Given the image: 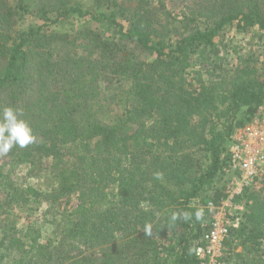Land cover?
<instances>
[{
  "label": "trees",
  "instance_id": "1",
  "mask_svg": "<svg viewBox=\"0 0 264 264\" xmlns=\"http://www.w3.org/2000/svg\"><path fill=\"white\" fill-rule=\"evenodd\" d=\"M93 1L0 0V109L36 136L0 156V264H200L233 134L264 115V0ZM230 31L258 53L221 58ZM235 202L225 264H264V196Z\"/></svg>",
  "mask_w": 264,
  "mask_h": 264
},
{
  "label": "built area",
  "instance_id": "2",
  "mask_svg": "<svg viewBox=\"0 0 264 264\" xmlns=\"http://www.w3.org/2000/svg\"><path fill=\"white\" fill-rule=\"evenodd\" d=\"M229 156L234 173L224 187V195L218 202L209 201L206 205L208 229L195 250L200 264H225L226 242L231 230L239 225L237 212L243 209L235 200L253 187L264 170V115L254 116L235 130Z\"/></svg>",
  "mask_w": 264,
  "mask_h": 264
},
{
  "label": "clouds",
  "instance_id": "3",
  "mask_svg": "<svg viewBox=\"0 0 264 264\" xmlns=\"http://www.w3.org/2000/svg\"><path fill=\"white\" fill-rule=\"evenodd\" d=\"M36 142V136L33 128L27 119L21 117V112L12 106L0 109V156L7 155L14 146L25 148ZM156 179L162 178V173L155 174ZM203 209L195 212L197 220L203 217ZM183 218L188 221L192 218V213L182 212L173 213V221ZM145 235H152V225L145 224L143 228Z\"/></svg>",
  "mask_w": 264,
  "mask_h": 264
},
{
  "label": "rangeland",
  "instance_id": "4",
  "mask_svg": "<svg viewBox=\"0 0 264 264\" xmlns=\"http://www.w3.org/2000/svg\"><path fill=\"white\" fill-rule=\"evenodd\" d=\"M83 3L87 8L96 7L95 6L96 4L94 3L93 0H83ZM168 3H169L168 4L169 7L172 10H175L176 12H180V10H182V8L185 4V0H168ZM27 23H28L27 21H25V22L21 21L20 23L16 24V28L22 29L25 25H27ZM221 47L224 49V54L221 55L222 56L221 58L228 59L229 62L233 65H235L237 63V60H238L237 53L234 51V48L239 47L240 53L243 54V56L247 55L246 52H250V51L253 52V50H256V52L258 53V50L260 49V48L258 49V45H256L254 39L250 38L249 36H245V35H241V34H233L232 31L229 32L227 39L225 40V42L223 44H221ZM259 54L261 56V60L264 62V49L263 48L260 49ZM259 69H260V72L262 73V77L264 78V66L259 67ZM226 183H225V185H226ZM253 188H255L259 191L261 190V192L264 196V170L256 178L255 183L253 185ZM236 212H237V210H236ZM32 215H33V218L31 220L35 221L36 224H38L40 226L38 216L35 213Z\"/></svg>",
  "mask_w": 264,
  "mask_h": 264
}]
</instances>
